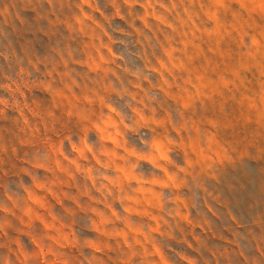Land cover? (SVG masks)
Masks as SVG:
<instances>
[{
	"label": "rangeland",
	"instance_id": "1",
	"mask_svg": "<svg viewBox=\"0 0 264 264\" xmlns=\"http://www.w3.org/2000/svg\"><path fill=\"white\" fill-rule=\"evenodd\" d=\"M0 264H264V0H0Z\"/></svg>",
	"mask_w": 264,
	"mask_h": 264
}]
</instances>
